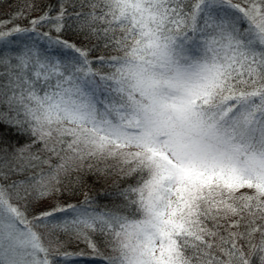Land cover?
Returning <instances> with one entry per match:
<instances>
[{
    "label": "snow or ice",
    "instance_id": "snow-or-ice-1",
    "mask_svg": "<svg viewBox=\"0 0 264 264\" xmlns=\"http://www.w3.org/2000/svg\"><path fill=\"white\" fill-rule=\"evenodd\" d=\"M68 3L0 22V264H264V0Z\"/></svg>",
    "mask_w": 264,
    "mask_h": 264
},
{
    "label": "trees",
    "instance_id": "trees-1",
    "mask_svg": "<svg viewBox=\"0 0 264 264\" xmlns=\"http://www.w3.org/2000/svg\"><path fill=\"white\" fill-rule=\"evenodd\" d=\"M33 2V0H0V22L7 23L9 20L12 19L13 14L16 13L21 7ZM35 2L40 6L37 11H33L30 13V17H37L42 14L44 10V6L47 4H56L57 0H35ZM72 3H77L78 0H69V3L66 5L68 8V12L72 13ZM77 11H79V7L76 8ZM84 11H87L88 9H83ZM55 13H53L54 15ZM14 23H19L22 27L28 26V21L25 19H19L14 21ZM12 24H8V27H11ZM47 26L45 28H42L41 31H47ZM66 39L74 40L76 43H79V41L69 32L65 36ZM105 54L103 47L101 46V49L94 52L90 59H95L96 57ZM22 178V177H21ZM116 179V177H112L111 179L107 180V182L100 180L97 181L94 178H88L86 180L85 187L81 190V193L75 197H65L64 199L67 200L69 203H78L79 201H82L84 199L83 192L87 191L91 197H93L96 201V203L100 206L103 205H111L113 201V197L106 196V192H112L115 191V188L113 186L112 180ZM127 183H135L134 180L129 179ZM127 183H124L121 185V187H126ZM89 185L91 187H89ZM63 202V200L61 201ZM34 213L29 214V218L31 219V216ZM38 231H43V229H37ZM60 239L63 243V247L60 249V252H68V253H79L82 250L84 252H90V249L87 248L86 244L82 241H76L75 239H70L68 236L61 234ZM105 251L106 254H111L110 250L108 249H102ZM80 257L76 258L74 255L67 261H64L63 264H87L84 263L82 260L79 259Z\"/></svg>",
    "mask_w": 264,
    "mask_h": 264
},
{
    "label": "rangeland",
    "instance_id": "rangeland-1",
    "mask_svg": "<svg viewBox=\"0 0 264 264\" xmlns=\"http://www.w3.org/2000/svg\"><path fill=\"white\" fill-rule=\"evenodd\" d=\"M76 258H78V256H76ZM80 258L79 259L82 260L84 263H87V258L86 257H80Z\"/></svg>",
    "mask_w": 264,
    "mask_h": 264
}]
</instances>
